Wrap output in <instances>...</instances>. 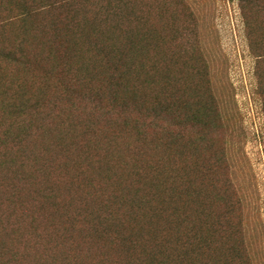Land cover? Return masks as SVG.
<instances>
[{
    "label": "trees",
    "instance_id": "trees-1",
    "mask_svg": "<svg viewBox=\"0 0 264 264\" xmlns=\"http://www.w3.org/2000/svg\"><path fill=\"white\" fill-rule=\"evenodd\" d=\"M169 2L0 0V264H42L14 251L35 239H58L43 264H242L210 222L231 146L208 34ZM239 7L256 54L264 0Z\"/></svg>",
    "mask_w": 264,
    "mask_h": 264
},
{
    "label": "rangeland",
    "instance_id": "rangeland-1",
    "mask_svg": "<svg viewBox=\"0 0 264 264\" xmlns=\"http://www.w3.org/2000/svg\"><path fill=\"white\" fill-rule=\"evenodd\" d=\"M169 3L170 13L177 10L182 21L192 15L191 23L197 27L196 31L204 37L208 34L204 47L212 76L208 97L213 99L214 105H220L224 116L228 117L223 129L208 136L216 147H224L226 143L231 146L229 165L212 177L216 187L212 193L226 201L212 204L210 222L220 229L219 237L214 240L223 245L222 256H229V251L235 250L242 264H264V58H261L264 31L259 30L264 28L261 25L264 18L250 11L249 16L257 21L253 32L258 50L252 54L240 0H170ZM35 241L32 251L21 244L22 241L14 246V251L31 253L32 257L42 255L45 261L55 252L52 241L58 242V239ZM79 244L85 256L87 249L83 239ZM217 247L213 248L212 258L220 254V251L214 254ZM102 249L99 243L97 249H92L90 259L97 261ZM116 252L119 253L117 247L110 250L111 263L118 259Z\"/></svg>",
    "mask_w": 264,
    "mask_h": 264
}]
</instances>
